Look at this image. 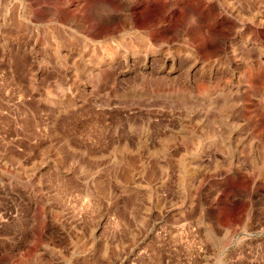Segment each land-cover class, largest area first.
Returning <instances> with one entry per match:
<instances>
[{"label":"rangeland","instance_id":"rangeland-1","mask_svg":"<svg viewBox=\"0 0 264 264\" xmlns=\"http://www.w3.org/2000/svg\"><path fill=\"white\" fill-rule=\"evenodd\" d=\"M210 1L0 0V264H264V59Z\"/></svg>","mask_w":264,"mask_h":264},{"label":"built area","instance_id":"built-area-1","mask_svg":"<svg viewBox=\"0 0 264 264\" xmlns=\"http://www.w3.org/2000/svg\"><path fill=\"white\" fill-rule=\"evenodd\" d=\"M216 9H218L222 15L229 18L235 24V29L232 35L226 41L224 48L222 50L221 56H232L240 58V49H254L256 55L260 59H264V49L258 45L254 40L250 39V34L246 30L247 26H251L255 29L262 28L264 29V23L259 19H256L255 16L245 17L243 13V9L247 8L248 5L243 2V0H211L210 1ZM215 66L217 63L214 64ZM223 67L217 65L214 72L220 73ZM224 70V69H223ZM217 76V75H216ZM220 77V75H219ZM234 92L237 91L238 87L232 86L230 87L227 84H223L219 89V93L223 96L228 94L230 90ZM222 118L223 116H218V118Z\"/></svg>","mask_w":264,"mask_h":264},{"label":"bare ground","instance_id":"bare-ground-1","mask_svg":"<svg viewBox=\"0 0 264 264\" xmlns=\"http://www.w3.org/2000/svg\"><path fill=\"white\" fill-rule=\"evenodd\" d=\"M133 51H135L134 49H133ZM113 52V51H112ZM113 55V54H112ZM107 56H109L108 54H107ZM110 58H111V56H110ZM185 131V130H184ZM164 150V149H163ZM183 161H185V160H183ZM187 162V161H186ZM183 163V162H182ZM181 167H182V172H181V175H180V180L183 182V180H189V179H193V178H195L196 177V170L198 169V167H190L188 164H186V163H183L182 165H181Z\"/></svg>","mask_w":264,"mask_h":264}]
</instances>
